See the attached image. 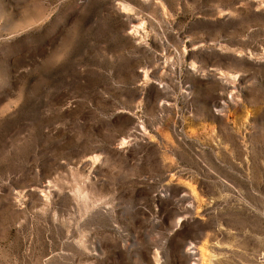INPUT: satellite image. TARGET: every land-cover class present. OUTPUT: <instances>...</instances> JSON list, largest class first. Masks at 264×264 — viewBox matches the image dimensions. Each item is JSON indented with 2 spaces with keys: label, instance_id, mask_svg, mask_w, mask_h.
Returning a JSON list of instances; mask_svg holds the SVG:
<instances>
[{
  "label": "rangeland",
  "instance_id": "1",
  "mask_svg": "<svg viewBox=\"0 0 264 264\" xmlns=\"http://www.w3.org/2000/svg\"><path fill=\"white\" fill-rule=\"evenodd\" d=\"M0 264H264V0H0Z\"/></svg>",
  "mask_w": 264,
  "mask_h": 264
}]
</instances>
